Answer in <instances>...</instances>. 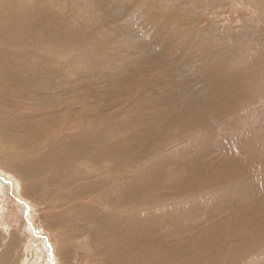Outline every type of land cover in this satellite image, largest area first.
I'll use <instances>...</instances> for the list:
<instances>
[{
    "label": "rangeland",
    "instance_id": "obj_1",
    "mask_svg": "<svg viewBox=\"0 0 264 264\" xmlns=\"http://www.w3.org/2000/svg\"><path fill=\"white\" fill-rule=\"evenodd\" d=\"M22 8V30L11 18L6 24L17 42L8 47L15 81L5 101L13 93L19 126L2 119L0 126L12 132L9 151L21 167L39 159L37 149L54 159L57 151L64 191L47 190L50 202L0 182V236L16 240L8 264H63L64 258L110 264L91 243L76 254L59 252L66 243L54 240L59 233L51 227L83 224L81 200L70 210L59 207L68 188L90 191L88 211L106 213L105 220L125 217L132 229H142L141 238L151 230L142 240L161 244L166 257L191 245H218L231 225L264 211V0H26ZM245 62H256L249 83L235 84L233 75L241 74L235 69ZM244 84L245 96L238 91ZM25 86L39 88L34 107L22 97ZM61 120L68 125L52 137L50 124ZM25 132L35 147L19 140ZM66 134L90 146L71 149ZM138 147L148 150L145 156ZM129 148L131 159L124 156ZM104 150L110 155L99 159L95 153ZM25 151H31L27 158ZM5 171L0 165L1 177ZM132 241L125 236L118 250L136 253ZM113 245L109 238L102 248ZM256 254L238 263L264 264V243Z\"/></svg>",
    "mask_w": 264,
    "mask_h": 264
},
{
    "label": "bare ground",
    "instance_id": "obj_2",
    "mask_svg": "<svg viewBox=\"0 0 264 264\" xmlns=\"http://www.w3.org/2000/svg\"><path fill=\"white\" fill-rule=\"evenodd\" d=\"M25 1L26 0H0V121L2 119V122H5L6 125H13V129H15V125L17 127L19 126L17 122L18 121L17 106H15V104L11 101V96L13 95V93H11L10 90H9L10 96L7 101H5V97H6V88L9 89L10 85H12L13 81H15L14 75L11 72L13 55L9 52L8 47L9 46L12 47L17 42V38L15 34L7 32L6 24L8 18H11V21H13L15 24V28L18 31L22 30L23 24L25 22L24 8H22V6L25 3ZM19 39L22 40L23 37H19ZM263 47H264V43H263ZM263 58H264V53H263ZM244 64L245 67L243 69H239V68L235 69L236 70L235 73H239V71L241 70V74L239 76L233 75L232 81L235 82V84L241 82H244L246 84L248 82L250 72H252V69L254 68L253 65L256 64V62H252V63L245 62ZM244 64H242L240 67H242ZM245 84L242 87V89L238 90V91L242 90L243 96H245L247 90L249 91L250 89V87L249 86L246 87ZM25 88L26 91L22 94V97L24 98L26 105L28 104L30 107H34L33 103L39 99V97L37 96V90L39 88L34 86L33 87L25 86ZM9 105L11 106L10 110L8 109ZM9 111L12 112L9 114L8 113ZM6 113L9 115H7ZM177 120L179 121V119ZM64 124L68 125L64 120L59 121L57 125H54V123L50 124L52 137L56 136L57 134H60V127ZM73 127H76V125L71 124L72 129ZM183 130L186 129L183 128ZM28 133L29 132H25L19 138V140L21 141L29 140L28 142L29 146L35 147L36 141L33 140ZM11 135L12 132L9 131L7 127L5 129L0 126V165L2 166L3 169L7 171V172L5 171L2 174L3 177L0 176V182L5 183L8 186V188L10 186L11 188L13 187L12 190L15 191L16 194L20 193L21 189L23 190L24 193L29 195H32L30 193L36 191V192H40V195L45 196L46 199H50V195L47 192V190H51V192L54 193H56L57 191H64L63 188H60L63 185L59 184L58 180L61 177V173L64 172L65 169L58 168L56 161L61 160L62 157L58 156L57 151H54L55 152V159H54L53 154L44 153L43 149L41 150L37 149L35 150L34 155L39 156V159H31L30 166L26 165L24 167H21L19 166V162L14 159L12 153L9 151L11 144L9 142V137ZM64 136L70 137L72 139L69 147L71 149L82 151L85 150L86 147L90 146L89 143L85 141L87 139L80 137L78 134H73L71 136H68L66 134ZM62 142H63V137H62ZM62 142H61V147H64ZM143 145L144 147H148L146 146V144ZM137 150H140V153L143 156H145L148 151V150L146 151V149L142 150L139 147ZM132 151L133 150L129 148L128 151H125L126 153L124 154V156L131 159ZM29 152L31 151H25L23 153V156L27 158L29 156L28 155ZM95 155H97L99 159H101L107 157L108 155H110V153L104 150V151H97V154L95 153ZM41 156L44 157L42 158ZM88 164L95 166L91 161L85 162V166L89 167ZM146 169L147 168H145L144 170ZM147 175L144 176H146L147 178L148 177ZM145 181L142 182L144 184L142 187L143 189L146 190L149 189V187ZM65 183L66 185H70L66 181ZM80 190H82L83 192L74 193L70 188H68V190L65 191L66 197L61 198V203L59 204V207L60 208L64 207L70 210L72 209L70 207L71 202H74L76 200H81L82 204L80 201L79 203L81 206L84 207L83 210L80 209L78 210V212L81 213L79 220L80 222H83V224L81 225L75 224L73 227L74 229L69 228L68 222L65 223L64 225L58 224L57 226L55 224L51 227V230L54 231V233L55 231L59 233V235L55 233L54 235L55 237L52 236L54 237V240L57 241V243H62V242L66 243L65 245L62 246L60 245L58 249L61 254H63L64 251H66L67 253H71L73 250H74V254H76L77 250L86 248V247H82L83 243L84 244L91 243L92 245H95L97 247L96 252L101 256L103 255L105 257L106 263H110V264H162L164 263V261L168 259L170 260L169 263L175 264L182 258L184 262L179 264H239L238 262L240 258L245 254L256 256L257 255L256 251H258L259 254V249L262 247V244L264 243V211H263L261 214L256 216V219L251 220L250 222L241 223L236 227L231 225L230 233L220 234V236L217 238L218 245H215V241L206 242L203 243L202 245H191L188 249H182L181 253L176 251L175 257H166L162 250L161 244L147 243L145 245L144 240H142L143 238H146L148 240L149 238L152 237L151 230L148 229L146 236L141 238L143 235L142 229L140 230L132 229L127 223H125V217L121 216L118 221L112 220V222H110L108 220H105L108 218V215L106 213L98 214L93 212L92 209L88 211L90 205L88 204L87 201H85V199H87L86 194L90 191L84 189H80ZM33 200H35L37 205L39 206L43 205L41 202H39L38 199L37 200L33 199ZM46 207L48 211L51 210L50 204L47 205ZM64 208L62 209V211L64 210ZM60 213L61 212L59 213L57 212L56 214L55 213L54 214L62 218H67V216L69 215L68 212H66L64 215ZM30 214L33 220H35L34 214L33 213ZM145 216H149V215H145ZM85 224L92 225V228L95 229H93L92 231H85L87 229V226ZM125 236H126V241L130 242L133 239L132 241L133 246L137 245L139 250H137L136 253L135 251L132 253L136 254L138 259L134 260L136 256L129 253V251L128 254L126 255L124 252L118 250L119 247L121 246L122 241L125 240ZM0 237H1L0 242L4 241L0 243L4 245V248H2L4 250L0 254V264H8V262L11 260L13 256L16 240L15 238H13L12 235L9 236L7 242L5 240L6 235H1ZM109 238L111 239V242L114 245L106 250V248H102V246L104 242L109 240ZM125 243L128 244L127 242ZM69 245L72 247H68ZM211 253L213 254V258L209 260V258L206 257H210ZM257 256L259 257L260 255ZM216 257L218 258L216 259ZM50 260H51L50 262H53L52 256L50 257ZM62 263L70 264V261L69 259L64 258L62 259Z\"/></svg>",
    "mask_w": 264,
    "mask_h": 264
}]
</instances>
